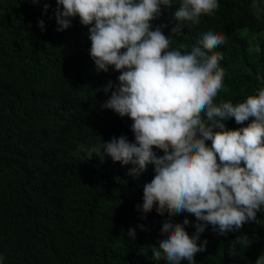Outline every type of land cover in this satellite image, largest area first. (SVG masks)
<instances>
[{
    "label": "trees",
    "instance_id": "16d2710c",
    "mask_svg": "<svg viewBox=\"0 0 264 264\" xmlns=\"http://www.w3.org/2000/svg\"><path fill=\"white\" fill-rule=\"evenodd\" d=\"M252 2L218 0L213 15L189 23L170 46L190 52L209 31L226 36L215 50L223 53L225 69L217 103L243 102L264 88V35H259L264 12L258 19ZM179 6L180 0H173L172 7L163 8L153 30L165 25L167 36ZM57 7L56 0H0V255L5 257L0 264H168L153 258V248L168 235L161 231L168 214L159 215L157 205L147 214L137 208L144 185L154 178V165L134 176L129 173L134 165L114 162L102 149V143L121 135L135 143L133 121L102 107L111 96L104 86L110 80L118 84L121 73L114 66L97 71L90 56L92 25H82L76 16L71 27L57 31ZM243 28L257 34L252 45L238 34ZM248 123L230 118L225 126L235 130ZM93 148L101 151L90 158ZM185 218L191 236L197 223L193 214L172 220L183 224ZM203 240L206 250L195 255L196 264H255L264 255V212L226 236L208 225L198 243Z\"/></svg>",
    "mask_w": 264,
    "mask_h": 264
},
{
    "label": "clouds",
    "instance_id": "9594fccd",
    "mask_svg": "<svg viewBox=\"0 0 264 264\" xmlns=\"http://www.w3.org/2000/svg\"><path fill=\"white\" fill-rule=\"evenodd\" d=\"M56 2L57 31L71 27L70 18L76 16L82 25H92L90 56L97 71L107 73L114 66L121 73L118 84L110 80L104 86L111 96L102 107L133 121L135 143L121 135L102 143V149L114 162L134 165L129 170L134 176L154 165V178L144 185L143 204L137 206L147 214L157 205L159 215L168 214L161 229L168 235L153 248V258L196 264L195 255L206 250L207 240L198 241L208 225L226 236L264 212V88L243 102H216L224 87V56L215 51L226 43L223 33L207 32L190 52L170 47L189 23L195 26L201 16L213 15L218 0H180L170 36L162 31L165 25L153 30L152 21L173 0ZM262 4L264 0H253L251 5L258 19ZM48 7L44 5L45 12ZM38 24L43 31L44 21ZM230 118L238 125L249 123L229 130L225 121ZM154 148L163 155L158 158ZM100 151L91 149L90 158ZM184 212L197 220L191 236L184 227L190 223L187 218L183 224L172 220ZM128 235L135 238L136 233L129 229ZM242 242L246 247L252 243L247 238ZM4 259L0 255V262ZM255 264H264V255Z\"/></svg>",
    "mask_w": 264,
    "mask_h": 264
},
{
    "label": "rangeland",
    "instance_id": "374dc122",
    "mask_svg": "<svg viewBox=\"0 0 264 264\" xmlns=\"http://www.w3.org/2000/svg\"><path fill=\"white\" fill-rule=\"evenodd\" d=\"M238 34H240L241 36H243V37H245L248 41H249V43L252 45L253 43H254V41L256 40V37H257V34H251V33H249V31H248V29H246V28H243V29H240L239 31H238ZM171 35V31H170V33L167 35V36H170ZM260 36H263L264 35V33H261V34H259ZM252 46H250V48H251Z\"/></svg>",
    "mask_w": 264,
    "mask_h": 264
}]
</instances>
